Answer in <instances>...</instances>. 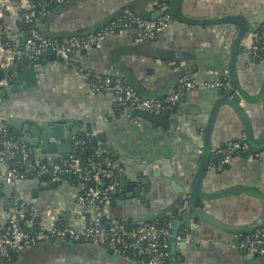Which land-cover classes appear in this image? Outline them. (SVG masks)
<instances>
[{"label":"crops","instance_id":"obj_1","mask_svg":"<svg viewBox=\"0 0 264 264\" xmlns=\"http://www.w3.org/2000/svg\"><path fill=\"white\" fill-rule=\"evenodd\" d=\"M168 1L77 0L54 10L56 15L47 23L39 22L49 37H86L128 11L139 15L144 11L155 12L159 4ZM31 3L32 0L10 3L13 13L4 25L10 39H25L20 23L26 18ZM263 5L264 0H182L180 13L154 41L136 42L134 31L123 29L109 33L101 44L85 53H75L74 61L62 63L61 57L55 60L52 54L45 52L47 54L27 66L37 71L34 81L22 80L16 91L1 97L0 113L5 116L6 123L12 119L24 121L19 130L27 126L23 133L36 143L41 139V131L34 130L28 120L39 123L48 118L61 120L65 122L66 136L74 132L75 139L88 131L98 143L101 137L97 133L103 132L107 144L101 146L111 150L125 168V175L144 189V197L124 199L121 194L129 190L123 193L119 190L106 210L134 225L145 219L167 216L182 219L192 211L190 183L197 174H204L202 188L210 193L238 186L249 189L205 201L215 218L234 226L240 232L238 235L193 220L192 224L197 225L185 237L186 244L183 246L179 239L172 242V254L180 262L237 264L242 255L236 240L264 225V145L248 150L251 151L249 155L248 151L242 152L224 170L215 169L212 163L208 169L209 152L202 150L200 145L205 142L208 128L212 129L214 151L230 141L247 138L245 122L231 106L222 105L213 118L216 102L224 98L228 87H211L210 84L221 83L224 79L229 84L228 73L234 68L240 84L250 95L258 96L264 84V57L259 63L249 61V33L237 24L216 23L215 20L236 15L251 19ZM232 52L239 53L237 58L231 57ZM181 71H186L185 77L194 80L196 86L184 92L176 108L165 118L168 127L134 114L119 113L113 95L93 93L85 75L125 76L137 84L140 93L148 96L147 93L165 91L166 84L175 80ZM241 107L255 138L259 139L264 132V101L241 102ZM9 133L22 140L14 131ZM31 147L52 158L62 156L45 153L39 146ZM7 170V165L0 161V229L21 209V204L31 211L37 207L51 209L55 214H63L67 223H71L79 210L78 183L67 180L66 184L58 185L47 176H41L14 184L4 178ZM173 182L184 187L185 194L176 192ZM178 230L186 231L187 223H182ZM101 250L84 242L44 240L23 250L15 264H134L114 254V257L102 255Z\"/></svg>","mask_w":264,"mask_h":264},{"label":"built area","instance_id":"obj_2","mask_svg":"<svg viewBox=\"0 0 264 264\" xmlns=\"http://www.w3.org/2000/svg\"><path fill=\"white\" fill-rule=\"evenodd\" d=\"M12 1L0 0V20L6 14L13 13L10 7ZM37 1L40 8L35 10V5L31 3L27 11L26 19L29 22L48 16L50 14L48 6L51 3L63 4L67 0ZM171 21V15L165 13L155 20H144L141 16H135L128 11L121 18L119 17L117 22L112 21L103 30L86 37L74 35L60 40L56 37H47L37 29H32L30 35L23 41L6 36L4 25L0 21V73L3 72L0 87L4 89L11 83V80L5 77V73L12 70L14 74H17L16 69L22 59L32 63L48 50H54L59 57L62 54H75L101 44L109 33L123 29H132L136 42L154 41ZM254 39L251 52L254 56L261 58L264 55V23L258 28ZM195 86L194 80L183 77L173 91L161 98L151 99L141 97L127 79L116 77L113 81L108 77L99 85L91 86V91L93 93L110 92L120 113L133 115L134 110L139 109L159 115L165 110L171 111L181 101L184 92L192 90ZM210 86H222V83L210 84ZM225 87H229L228 82ZM5 120V116L0 113V161L8 168L4 177L6 181L19 184L28 179L25 172L7 164L10 158L16 156L20 157L22 167H25L26 172L33 178L45 175L52 183L64 185L67 182L64 175L71 174L75 176L79 187L77 195L79 210L71 223L62 227L56 223L64 217L63 214H55L51 209L43 210L37 207L30 213L40 219V230L31 234L22 225L21 220L27 213L21 212L26 208L21 204V209L15 211L9 217L6 226L0 229V264H7L13 252L21 253L44 240L84 242L107 250L134 264H171L169 237L173 218L164 226H159L155 222H140L129 228L127 220L107 212L106 208L120 190L121 178L125 175V168L119 161L105 156L99 162L93 160L86 162L74 151L52 158L47 154L36 152L27 143L10 135L5 128ZM81 134L92 135L88 131ZM79 144H84V141L75 138L72 148ZM248 150H250L248 141H230L224 147L214 151L212 167L224 170L236 156ZM104 153H107L106 149L97 150L98 156ZM216 155H219L220 159L214 163L213 159ZM27 225H33V221H27ZM178 239L182 240V237ZM241 246L248 252L264 255V225L246 234ZM130 254L138 259H131Z\"/></svg>","mask_w":264,"mask_h":264},{"label":"water","instance_id":"obj_3","mask_svg":"<svg viewBox=\"0 0 264 264\" xmlns=\"http://www.w3.org/2000/svg\"><path fill=\"white\" fill-rule=\"evenodd\" d=\"M77 0H69V2L67 1V3L60 7H66V5H69L70 2H74ZM181 4H182V0H172V5H171V17L172 19H175L177 16V13H180L181 10ZM164 13V10H157L155 12H149V11H144L142 12V14L140 15L142 19L144 20H155L157 19L159 16H161ZM56 15V11L51 12L48 16L46 17H42L41 19H38V22L41 21L42 23H47L51 18H53ZM178 18L180 19H184L183 16H179ZM216 23H221V22H229V23H234L237 24L239 26V28L242 30L244 28L246 33H249V36L247 38V46H248V50H250V53L248 55V59L249 61H255L257 63H259L260 58H255L254 54L251 52L252 46L254 44V35L256 34V32L258 31V28L264 23V5L262 7V9L258 12V14L251 19H247L244 16H229L226 18H220V19H216L215 20ZM47 53H50L53 55V58H58V54L54 51V50H48L45 51ZM43 52L42 55L47 54ZM82 53H85L86 50H82ZM239 53L238 52H232L231 57H236ZM74 54H62L60 55L61 58L67 59V60H72L74 61ZM233 63V62H232ZM234 68H230V72L228 73V78H229V87L226 88L225 90V96L224 98H222L221 100H218L216 102V108L213 110V118L215 117V115L218 113L219 108L222 105H229L232 108H234L237 112H238V116L241 117V119H243V122H245L244 124L246 125V132H247V138L246 141H248L251 146L253 147V149H257V147H261L264 145V132L262 134V136L257 139L254 136V132H253V128L250 124L249 121H247V117L245 116V113L243 111V108L241 107V102H256L258 100L264 101V84L262 89L259 92L258 96H255L257 98H255L254 96L250 95L249 90L247 88H245L244 86H242L239 82V80L237 79L236 74H234L233 72ZM37 73L35 67H27L25 68L21 73H19L16 78L7 86L5 87L2 92H1V97L5 98L7 96V94L12 93L13 91H16L17 86L20 85V83L22 82V80H25L26 82H30V81H34L35 76L34 74ZM186 75H188V73L186 71H181L176 75L175 80L173 79L172 81H170L169 84H166V90L165 91H161L159 90L158 92H151V95H149L147 93L148 96H145L144 94L140 93L139 88L137 87L136 83H133L131 80H129L130 85L138 92V94L143 97V98H151V99H158L161 98L165 95H167L172 89H175L176 86L178 85V82L181 78L185 77ZM0 77H3V72L0 73ZM136 117L138 118H142L144 120L153 122L155 124L164 126V127H168V121L165 119L166 117H168L170 115V110H165L162 112V114L159 115H155L153 113L147 112V111H143V110H139L136 109L134 110L133 113ZM28 123L31 125H34L35 129L34 130H40L41 131V139H39V142L36 143L35 140H33V138L30 135H25V133H23V130H27V126H25V129H22L21 131L19 130V127H22V124L24 125V121H20V120H16V119H12L9 120L6 123L5 128L10 132L16 133L19 137L22 138V141L31 145V146H39L42 148V151L45 153H49V154H61L64 155L66 153H68L70 151V149L72 148L71 145H73V139H74V132H71V134H68L66 136L65 133V122L61 121V120H56V119H46L44 120V122L39 123L36 122V120H28ZM15 128V129H14ZM30 130H32L30 128ZM212 131L211 128H208L206 130V136H205V142L202 146L201 149L202 150H206L209 152V160H208V169H211V160L213 157V153H214V149L212 148L211 145V134L210 132ZM98 137H101V143H99L100 145H106L107 144V140L104 136L103 132H99L97 133ZM67 142V145H62L59 144L58 142ZM251 150V149H250ZM247 155L251 154V151L246 152ZM204 174H197L195 175L193 181L190 183V192L191 194H193V198H192V211H188L187 214L182 217V219L180 218H173V223L171 226V230H170V237H169V258H170V262L171 264H189L188 262H180L179 260H177L173 254H172V247L174 246V239L177 240L178 237H180V235H182V240L181 243L183 244V246L186 244V236L191 234V229L192 227L196 226L197 223L199 222H203V223H208L211 225H214L218 228L224 229L226 230L228 233L230 234H236L238 235L240 232H237L236 229H234V226L229 225V224H225L222 223L220 221H218L214 214H212L207 207L205 206V201L208 200H212L214 198L220 197L222 195H226V194H230V193H239L242 192L244 190L249 191V189H246L242 186H238V187H233L230 188L228 190H221L218 192H207L202 188V178H203ZM45 175H43L44 177ZM173 188L176 190V192L179 193H184L185 194V188L182 186H179L176 183H172ZM128 189V193L126 192L125 194H121V198H129V197H133V196H143L144 197V189L143 186L140 184V186L133 184V180L132 178H128L126 175L124 177V179L121 181L120 184V190L123 193V191L125 192V190ZM245 191V192H246ZM120 192V193H121ZM188 194V193H187ZM187 208H188V203L186 204ZM21 212L23 213H30L31 212V208L30 207H26L25 209H22ZM66 219L68 220V216H66ZM196 221L197 223L194 225L192 224V222ZM150 221L149 219H145L142 222H148ZM187 223V230L184 232H179L178 227L182 224V223ZM138 223V222H137ZM136 223V224H137ZM242 233H244V235L246 234L245 231H241ZM180 234V235H179ZM236 245L240 247V254L242 255V259L240 260V262H238L237 264H264V255H259L257 253H252V252H248L246 251L244 248H242L241 243H242V238H238L236 240ZM102 255H110L111 257H114V255L111 252H108L106 250H101Z\"/></svg>","mask_w":264,"mask_h":264},{"label":"trees","instance_id":"obj_4","mask_svg":"<svg viewBox=\"0 0 264 264\" xmlns=\"http://www.w3.org/2000/svg\"><path fill=\"white\" fill-rule=\"evenodd\" d=\"M67 1H69V0H67ZM66 1V2H67ZM32 4L33 5H35V10H38L40 7L38 6V1L37 0H32ZM62 5H64V3L63 4H56V3H51L49 6H48V9H49V11H50V13L51 12H53L54 10H56L58 7H60V6H62ZM171 5H172V0H170V1H168V2H166V3H164V4H159V6L157 7L159 10H165V14H167V15H171ZM130 12H132L135 16H138V17H140V15L138 14V13H136L135 11H133V10H131ZM126 14V13H125ZM124 14V15H125ZM123 16V14L121 15V17ZM120 17V18H121ZM7 18H11V16L9 15V14H6V16L5 17H3V18H1V23H3V25H5V20L7 19ZM41 19V18H40ZM119 18H117V19H115V20H113V21H115V22H117V20H118ZM111 24V23H110ZM109 24V25H110ZM20 25H21V28H22V32L25 34V39H26V37H28L29 35H30V31L32 30V29H37L41 34H43V35H45V36H47V37H49V35H48V33L41 27V25H40V22H38V19L36 20V19H34L32 22H29L28 21V19H26V18H23L22 20H21V23H20ZM108 26V25H107ZM106 26V27H107ZM104 29V28H103ZM103 29H100V30H97L96 32H99V31H101V30H103ZM245 29L246 28H244V29H242V31H245ZM78 36H81V37H84V35H78ZM54 38V37H53ZM58 39H60V40H62V39H64V38H58ZM264 57V55H262L261 56V58H263ZM60 60V62H62V63H64V62H66L67 60H65V59H63V58H60L59 59ZM30 64H32V63H29L27 60H25V59H22L21 60V62H20V64L18 65V67H17V69H16V73L17 74H14V71H8V72H6L5 73V77L6 78H8L9 80H11V82L16 78V76L18 75V73H20L24 68H26L27 66H29ZM81 71L83 70L84 71V69H82V68H79ZM86 75V78H87V80L89 81V83L91 84V86H96V85H99L105 78H111L113 81H114V79L116 78V77H121V78H123V79H127L125 76H116V75H107V76H101V77H97V76H95V75H93V74H89V73H86L85 74ZM0 79H1V77H0ZM128 80V79H127ZM128 82H129V80H128ZM226 82H227V80L226 79H224V80H222L221 81V83H222V88H224L225 87V84H226ZM2 90H3V88H1L0 87V96H1V92H2ZM177 106V105H176ZM176 106L173 108V109H175L176 108ZM172 109V110H173ZM120 113V112H119ZM11 135V134H10ZM13 136V135H12ZM76 139H80V140H83L84 141V144H79V145H77V146H75V147H73V148H71L70 149V151L69 152H72V151H74V153L78 156V157H80L82 160H84V161H90V160H93V161H97V162H99V161H101L105 156H110V158L112 159V160H116V161H119L117 158H116V156L114 155V153L111 151V150H107V153H104V154H102V155H100V156H98L97 155V150H99V149H104L99 143H98V141L96 140V138H95V136L94 135H90V136H87V135H85V134H78L77 136H76ZM249 143V142H248ZM249 145H250V149H252L253 147L251 146V144L249 143ZM33 150H35L34 148H32ZM256 151V150H255ZM219 159H220V156L219 155H216V156H214V159H213V161H214V163H217L218 161H219ZM120 162V161H119ZM7 164L9 165V166H11V167H16L19 171H21V172H25L26 173V175H27V177H28V179L29 178H33V177H31V174H29V173H27L26 172V169H25V167H22V165H21V163H20V157H18V156H16V157H13V158H10L9 160H8V162H7ZM66 178H67V180H70V181H72V182H76L77 183V180H76V178H75V176H73V175H71V174H65L64 175ZM124 177V176H123ZM123 177L121 178V181H122V179H123ZM114 198H115V196L113 197V200H114ZM118 218H120V217H118ZM120 219H122V220H125L124 218H120ZM170 219H172V217L171 216H167V217H165V218H156V219H153V220H150V221H148V222H155V223H157L159 226H164L165 224H166V222L168 221V220H170ZM29 220H32L33 221V225H31V226H28L27 225V221H29ZM21 222H22V225L24 226V227H26V229H27V231L28 232H30L31 234L32 233H36L38 230H40V226H39V222H40V219L39 218H37V217H34L31 213H27L26 214V217L24 218V219H22L21 220ZM127 222V224H128V227L129 228H132L133 227V223L132 222H130V221H126ZM57 225H59V226H66L67 225V221L65 220V217H61L60 218V220L56 223ZM69 241H72V240H69ZM72 242H78V241H72ZM19 254L20 253H15V252H13L12 254H11V258H10V260L7 262V264H15V262H16V260H17V258H18V256H19ZM129 254V253H128ZM129 257L131 258V259H138V258H136L135 256H133L132 257V255L130 254L129 255Z\"/></svg>","mask_w":264,"mask_h":264}]
</instances>
